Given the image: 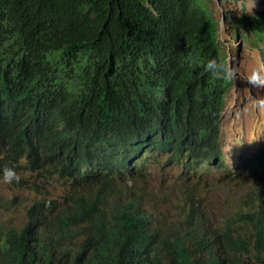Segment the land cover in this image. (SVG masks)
I'll list each match as a JSON object with an SVG mask.
<instances>
[{
  "label": "trees",
  "instance_id": "16d2710c",
  "mask_svg": "<svg viewBox=\"0 0 264 264\" xmlns=\"http://www.w3.org/2000/svg\"><path fill=\"white\" fill-rule=\"evenodd\" d=\"M246 18L264 52V10ZM230 83L205 0H0V177L24 162L77 189L0 226V264H264V151L229 167ZM145 148L170 152L192 180L150 184ZM214 169L241 188L221 223L204 202L226 188Z\"/></svg>",
  "mask_w": 264,
  "mask_h": 264
},
{
  "label": "rangeland",
  "instance_id": "374dc122",
  "mask_svg": "<svg viewBox=\"0 0 264 264\" xmlns=\"http://www.w3.org/2000/svg\"><path fill=\"white\" fill-rule=\"evenodd\" d=\"M208 8L216 17L218 22V42L221 50L230 64L231 84L226 93L225 106L222 117L221 143L224 149L225 159L229 167L238 169L240 164L256 152L264 149V138L261 149L252 150L247 147V141L251 137L252 124L244 117L246 102L249 93L245 92V82L248 81L254 70H259L261 54L264 61V52L261 51L262 39L258 30L251 25L247 17L263 11L264 0H205ZM247 4L243 8L244 4ZM233 32V34H232ZM232 62L240 63L239 72L234 73ZM228 64V65H229ZM242 71H245L243 74ZM57 77L63 78L62 69L59 66ZM246 115V114H245ZM264 137V136H263ZM138 162L143 170L150 174V181L155 187L162 190H178L185 186L190 176L185 175V167L177 161H173L170 155L156 149L145 148L138 156ZM21 178L11 183H5L0 177V200H9L0 203V226L3 233L10 227L21 226L27 221L26 204L36 199H42L49 204V208L62 207L71 201V195L77 192L74 178L63 176L59 173L40 175L38 170L28 167L24 162L20 165H8ZM210 177L215 182L225 183L226 188L212 186V192L204 202L207 210H211L214 220L221 223L225 220L226 198L234 194H240L241 188L235 180L223 182L226 179L221 170L214 169ZM244 183L247 181L240 178ZM19 183V184H18ZM230 186V192L227 188ZM176 193V191H175ZM174 195L172 200H176ZM232 200V199H231ZM235 200V198H233ZM238 201V198H237ZM171 209V206L167 204ZM237 206V204H235ZM234 207V206H232ZM228 208V207H227ZM173 212V210H171Z\"/></svg>",
  "mask_w": 264,
  "mask_h": 264
},
{
  "label": "bare ground",
  "instance_id": "6f19581e",
  "mask_svg": "<svg viewBox=\"0 0 264 264\" xmlns=\"http://www.w3.org/2000/svg\"><path fill=\"white\" fill-rule=\"evenodd\" d=\"M233 34V32H232ZM261 57V62L258 64L259 69L262 71V74H264V61L263 57L261 54L258 55ZM251 75V74H249ZM245 92L249 93V99L246 102V110L244 111V117L250 121L252 124L251 126V137L247 141V147L249 146L252 150L256 149H261L262 147V142H263V136H264V104L260 103V100L264 98V85H256L254 86L251 83L245 82L244 85ZM246 114V115H245ZM98 143L97 145H99ZM264 151L261 150L260 152ZM164 153H167L168 155L171 156L170 152L163 151ZM259 153V152H257ZM174 160V159H172ZM246 160V159H245ZM244 160V161H245ZM243 161V162H244ZM242 162V163H243ZM241 163V164H242ZM240 164V166H241ZM240 168V167H239ZM238 168V169H239ZM139 169L143 171L145 174L149 175L150 174L143 170L142 167L140 166ZM238 169H233L237 171ZM209 171V167L207 166V169L204 173H207ZM152 181H150V184Z\"/></svg>",
  "mask_w": 264,
  "mask_h": 264
},
{
  "label": "clouds",
  "instance_id": "9594fccd",
  "mask_svg": "<svg viewBox=\"0 0 264 264\" xmlns=\"http://www.w3.org/2000/svg\"><path fill=\"white\" fill-rule=\"evenodd\" d=\"M264 10V9H263ZM262 12V11H261ZM212 62L209 63V67H211ZM229 64V63H228ZM230 71V64H229ZM231 77V76H230ZM248 83L256 85H264V74H262L259 70H254L251 75L248 77ZM231 84V83H230ZM261 104H264V98L260 100ZM225 106V105H224ZM224 111V110H223ZM223 117V115H222ZM3 179L5 183H11L13 179L19 181V176L15 173L14 170L5 168L3 171Z\"/></svg>",
  "mask_w": 264,
  "mask_h": 264
},
{
  "label": "flooded vegetation",
  "instance_id": "af4514ba",
  "mask_svg": "<svg viewBox=\"0 0 264 264\" xmlns=\"http://www.w3.org/2000/svg\"><path fill=\"white\" fill-rule=\"evenodd\" d=\"M231 66H232V69H233L234 73L239 72L240 63L237 64V63L232 62ZM242 72H243L244 75H246L245 71H242Z\"/></svg>",
  "mask_w": 264,
  "mask_h": 264
}]
</instances>
